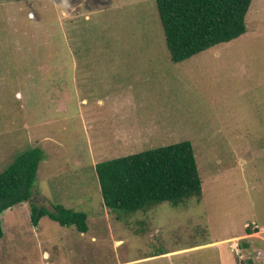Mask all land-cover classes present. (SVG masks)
I'll list each match as a JSON object with an SVG mask.
<instances>
[{
    "label": "rangeland",
    "instance_id": "1",
    "mask_svg": "<svg viewBox=\"0 0 264 264\" xmlns=\"http://www.w3.org/2000/svg\"><path fill=\"white\" fill-rule=\"evenodd\" d=\"M246 24L177 63L156 0H0V173L40 147L32 201L89 224L35 225L32 203L17 204L1 215L0 264H241L228 255L242 240L264 260L263 229L232 240L264 227V0ZM183 140L202 196L104 204L98 162Z\"/></svg>",
    "mask_w": 264,
    "mask_h": 264
},
{
    "label": "trees",
    "instance_id": "2",
    "mask_svg": "<svg viewBox=\"0 0 264 264\" xmlns=\"http://www.w3.org/2000/svg\"><path fill=\"white\" fill-rule=\"evenodd\" d=\"M156 2L172 60L180 63L244 34L252 0ZM43 157L40 147L32 148L0 173V237L4 233L2 213L24 202L32 203L35 225L44 215H49L63 226H76L80 232L88 231L86 212L54 204L53 209L41 208L32 201ZM95 169L104 204L113 210L131 213L164 201L177 205L184 199L200 197L203 193L197 157L189 140L104 160L98 162Z\"/></svg>",
    "mask_w": 264,
    "mask_h": 264
},
{
    "label": "clouds",
    "instance_id": "3",
    "mask_svg": "<svg viewBox=\"0 0 264 264\" xmlns=\"http://www.w3.org/2000/svg\"><path fill=\"white\" fill-rule=\"evenodd\" d=\"M247 32V31H246ZM245 32V33H246ZM244 33V34H245ZM244 34H242V35H244ZM241 35V36H242ZM240 36V37H241ZM239 38V37H238ZM35 197V196H34ZM32 199H34V198H32ZM24 203H27V202H24ZM38 206H40V205H38ZM43 206H45V205H42V206H40L41 208L43 207ZM49 208V207H48ZM254 226L252 227V226H250L249 224H246L245 225V229H246V232L244 233L245 235H243V236H240V237H232V238H229V239H223V240H219V241H216V242H212L211 244L212 245H216V246H219V245H221V244H223L224 242H227V243H229V241L232 239V240H235V239H244L245 237L248 239V236H247V234H251V231L253 230V231H255L256 229H260L261 230V228H262V226L259 224V225H257L256 224V222H253L252 223ZM259 230V231H260ZM256 234V232H254L253 233V235H255ZM263 235H264V232L262 233ZM263 235H262V237H260L259 239V241H258V247H262V248H264V237H263ZM263 242V243H262ZM208 245V244H207ZM232 248H230L229 247V249H230V255H228V258H229V262H230V260H231V262L232 261H234V260H238L237 258H239V260L238 261H240V263L241 264H258V262H260V264H264V260L261 258V257H254V256H256L257 254H258V252H256L255 253V251H248V250H251L252 249V246H253V248H254V246L255 245H253V241H249L248 240V242H247V240H242V242H241V245H242V247H244L245 249H242L241 248V245H240V242L238 241L237 243L234 241V242H230V244H229ZM238 250V251H237ZM244 251H246V255L244 254ZM169 253V252H168ZM166 254V253H165ZM235 256H234V255ZM241 254L243 255V257H241ZM162 255H164V253L162 254ZM155 256H160V255H155ZM155 256H150V257H155ZM222 258H223V254H222ZM129 262H131V261H129Z\"/></svg>",
    "mask_w": 264,
    "mask_h": 264
},
{
    "label": "crops",
    "instance_id": "4",
    "mask_svg": "<svg viewBox=\"0 0 264 264\" xmlns=\"http://www.w3.org/2000/svg\"><path fill=\"white\" fill-rule=\"evenodd\" d=\"M262 229H263V231H264V227H263V226H262V228H261V232H263ZM258 233H259V232H258ZM244 235H245V234H244ZM252 235H253V234H252ZM258 235H259L260 237H262L263 234H262V233H261V234L259 233ZM240 236H243V235H237L236 237H240ZM262 243H263V242H262ZM131 262H132V261H131Z\"/></svg>",
    "mask_w": 264,
    "mask_h": 264
},
{
    "label": "bare ground",
    "instance_id": "5",
    "mask_svg": "<svg viewBox=\"0 0 264 264\" xmlns=\"http://www.w3.org/2000/svg\"><path fill=\"white\" fill-rule=\"evenodd\" d=\"M47 257L50 256L49 253H46Z\"/></svg>",
    "mask_w": 264,
    "mask_h": 264
},
{
    "label": "built area",
    "instance_id": "6",
    "mask_svg": "<svg viewBox=\"0 0 264 264\" xmlns=\"http://www.w3.org/2000/svg\"><path fill=\"white\" fill-rule=\"evenodd\" d=\"M238 251V250H237ZM241 257H243V255L241 254Z\"/></svg>",
    "mask_w": 264,
    "mask_h": 264
}]
</instances>
